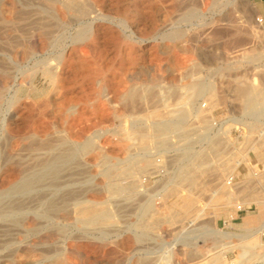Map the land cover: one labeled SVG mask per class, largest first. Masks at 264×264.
Wrapping results in <instances>:
<instances>
[{
  "label": "bare ground",
  "instance_id": "1",
  "mask_svg": "<svg viewBox=\"0 0 264 264\" xmlns=\"http://www.w3.org/2000/svg\"><path fill=\"white\" fill-rule=\"evenodd\" d=\"M18 1L3 0L4 3L0 4V19L15 23L11 32L3 30L0 35V68H5L8 63L15 67L10 80L0 79V98H5L4 101L9 104L2 113L0 111V215L54 216L68 213V202L72 200L81 224L108 222L111 212L105 208L103 200L95 197L81 199L77 196L84 182L77 186L73 180L75 169L69 165L77 153L95 154L91 159L99 167L101 155L112 157L118 160L115 170H121L120 174L135 176L132 164L138 165L139 160L145 161L147 165L166 164L159 155V158L155 157L154 150L194 152L189 164L197 165L203 147L209 150L221 148L222 139L216 134H209V130L217 124L211 109L220 101L221 95L215 91L214 82L207 83L206 80L205 83L195 76L200 63L194 56L195 48L192 45L183 47L189 55L181 57L176 53L180 46L174 41L183 38L188 26L193 32L199 25V20L196 22L195 19L205 16L219 4L233 6L234 16L238 17L236 12L247 0H60L67 11L61 5L54 6L51 12L54 20L43 16L34 17L42 11L17 7ZM232 15V12L227 14L229 22H234ZM27 18L30 20L26 21ZM258 21L262 20L259 18ZM245 22H238L240 32H243ZM251 32L264 35V29L261 31L255 26H252ZM164 40H168V43H159ZM109 52L112 53L110 58ZM147 52L151 57L144 59L143 55ZM245 56L244 51L242 57ZM252 57L253 61L260 58L257 54ZM136 66L141 67L140 71L134 69ZM165 66L169 74L162 76ZM261 69H256L251 78L242 76L240 85L233 89L243 113L254 114L257 118L264 113V107L259 104L264 96ZM104 72L111 74L107 76ZM176 74L179 75L178 79ZM40 77L44 78L47 86H54L60 97L54 103L55 111L61 116L58 124L48 122L45 110L40 111L34 105L36 98L45 94ZM160 78L167 79L169 85L166 88L158 87ZM134 79L140 82L130 84ZM119 81L121 84L117 86L116 82ZM89 83H97L102 87H93L87 94L68 95L70 85L84 88ZM102 97L108 102H115V106V100L122 99L124 109H117L116 115L131 113L130 131L125 143L121 144L125 150L128 147L136 149L137 154L135 157L131 155L125 162L120 160L123 149L118 148L119 145L116 146L117 143L108 137V134L117 132L100 128L104 118L91 117L89 123L84 124V115L87 113L85 105L89 104L96 114L105 112L107 104L100 100ZM170 97L182 103L178 114H157L159 109L155 106L156 101L162 102ZM140 98L154 102L151 113L139 114L134 110ZM48 102L51 100L42 102L43 106ZM72 107L75 116L70 118L67 113ZM190 115L196 125L188 128L185 121ZM238 121L245 125L241 119ZM171 137H177V140ZM133 139L134 144L129 143ZM199 146L201 148L197 150ZM122 162V166H118ZM185 171L180 176L188 179L191 170ZM100 174L104 178H111V170H104ZM107 186L110 193H117L123 188L114 182L107 183ZM228 188L226 178L220 191L227 192ZM229 195L227 203L237 200L236 195L230 192ZM255 198L260 205H264V199L250 196V199ZM240 202L245 207L248 198L244 197Z\"/></svg>",
  "mask_w": 264,
  "mask_h": 264
},
{
  "label": "rangeland",
  "instance_id": "2",
  "mask_svg": "<svg viewBox=\"0 0 264 264\" xmlns=\"http://www.w3.org/2000/svg\"><path fill=\"white\" fill-rule=\"evenodd\" d=\"M2 1L0 0V4L4 3ZM20 1L16 3L17 7H24L25 10L40 9L42 12L34 15L38 18L43 16L54 20L51 12L53 7L58 5L67 11L60 0ZM232 9L231 5L227 7L219 4L205 14L207 18L203 16L204 19H195L196 22L199 20V25L193 32L189 26H185L183 38L174 41L180 46L176 53L181 57L189 55L183 47L192 45L195 48L194 56L198 58L197 62H200L195 76H199L204 82L207 80V83L214 82L215 91L221 95L220 101L211 109L217 124L209 130L210 135L216 134L222 139L221 148L209 150L203 147L200 150L203 145L200 144L197 148L200 150L197 165L189 164L194 152L184 153L176 149L154 150L155 157L160 156L166 164L147 165L145 161L139 160L138 165L132 164L135 176L120 174L121 170H115L118 160H113L112 157L104 158L101 155L98 159L99 167L91 159L95 154L77 153L73 162L69 163L76 172L73 180L77 186L81 185L80 182H84L85 187L88 186H82L77 196L81 199L95 197L103 200L105 208L111 212V219L98 224H81L80 217L73 209L72 200L68 202V213L62 212L54 216L15 215L19 220L15 216L0 215V264H264V211L261 208L264 205H260L256 198L250 199L252 195L264 199V113L260 118L254 114H244L240 108V100L233 91L240 85L242 76L251 78L256 69L261 68L264 75V35H254L251 32L252 26L262 31L264 22L258 21L259 17L250 0L236 12L238 17L234 16ZM231 12L234 22H229L227 17ZM29 20L27 18L26 21ZM242 20L246 22L243 32H240L238 22ZM14 27L15 23L12 21L5 22L0 19V35L3 30L11 32ZM244 51L246 56L242 57ZM256 54L260 58L253 61L252 56ZM111 56L112 53L109 52V58ZM149 57V52L143 55L144 59ZM140 68L136 66L134 69L140 71ZM13 72L14 65L8 63L5 68H0V79L10 80ZM162 73V76L169 74L166 66ZM110 74L111 72H104V75ZM175 77L178 79L179 75L176 74ZM165 78H160L158 87L163 89L169 85ZM25 80L28 81L29 78ZM40 82L45 94L37 97L34 105L40 108V111L45 110L48 122L58 124L61 116L55 111L54 103L59 101L60 97L54 86L46 85L44 78L40 77ZM132 82L140 80L134 79L129 83ZM116 84L120 86L121 82ZM99 86L102 87L97 83H89L81 88L72 84L68 88V95L74 97L77 93L87 94L93 87ZM4 99L0 98L1 113L9 105ZM46 99L51 102L43 106L42 102ZM100 100L108 105H105L107 111L99 115L93 112L89 104L85 105L87 115L83 116L86 121L84 124H88L91 117L104 118L100 128L116 131V134L110 133L108 137L117 143L116 146L119 145L118 148L123 149L122 144L130 131L131 113L129 111L125 115H116L117 109H124L122 99L115 100L116 106L115 102H108L104 97ZM27 101L31 102L30 99ZM259 102L261 107H264V96ZM155 104L159 109L157 114L168 116L178 114L182 107V103L173 97L162 102L156 101ZM153 105L152 100L140 98L137 99L134 110L139 114H149ZM73 112L72 107L67 113L68 117H74ZM192 118L190 115L186 119V127L196 125ZM238 119L245 125H241ZM171 139L177 140V137ZM134 141L135 139L130 140L129 143L134 144ZM123 150L121 154L124 156L121 155L120 160L124 162L129 160L131 155L135 157L137 154L136 149L131 147ZM122 164L123 162L118 166ZM186 169L191 170L188 179L180 176ZM104 170H111L110 179L100 174ZM229 175H234L236 180L233 185L228 184L227 192H221L220 186ZM106 182L119 183L124 189L110 193L107 191ZM236 190L248 198L245 211H238L236 208V205L241 203L240 199L227 203L229 192L235 195ZM77 196L74 198H78ZM248 214L256 219L255 222L248 218Z\"/></svg>",
  "mask_w": 264,
  "mask_h": 264
},
{
  "label": "crops",
  "instance_id": "3",
  "mask_svg": "<svg viewBox=\"0 0 264 264\" xmlns=\"http://www.w3.org/2000/svg\"><path fill=\"white\" fill-rule=\"evenodd\" d=\"M250 1L252 2L258 17L262 20V22H264V0H250ZM239 193H240V191L236 190L235 195L237 196V200L240 199V201H241L242 199H244V197H247L245 194H239ZM261 208L264 211V207H261ZM248 218H250V220L252 222H255L254 221L255 218H253V216L251 214H248ZM259 232H261V231H259Z\"/></svg>",
  "mask_w": 264,
  "mask_h": 264
},
{
  "label": "built area",
  "instance_id": "4",
  "mask_svg": "<svg viewBox=\"0 0 264 264\" xmlns=\"http://www.w3.org/2000/svg\"><path fill=\"white\" fill-rule=\"evenodd\" d=\"M235 180H236V178H235L234 175H229L228 178H227V182H228L229 185H233ZM236 208H237L238 211H245L246 210V208L242 204H238V206Z\"/></svg>",
  "mask_w": 264,
  "mask_h": 264
}]
</instances>
